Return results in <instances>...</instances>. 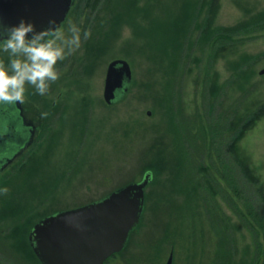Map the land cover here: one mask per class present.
<instances>
[{"label": "rangeland", "instance_id": "374dc122", "mask_svg": "<svg viewBox=\"0 0 264 264\" xmlns=\"http://www.w3.org/2000/svg\"><path fill=\"white\" fill-rule=\"evenodd\" d=\"M74 1L62 27L75 22L92 34L58 62L62 75L47 94L28 85L23 105L38 131L33 146L0 175V188L8 187L0 192L1 263L37 264L21 253L20 239L32 224L95 202L153 170L140 225L108 264H167L172 253L173 264H212L217 226L227 218L236 264H250L253 235L227 203L226 184L219 181L223 189L213 190L215 197L206 186L189 190L177 157L190 133L203 136L211 125L224 126L223 113L236 112L231 150L249 165L264 196V28H245L255 20L264 27V0H189L200 25L237 30L217 50L198 43L185 54L181 38L175 59L170 37L190 30L182 28L180 9L187 0L127 2L114 22L103 21L97 0ZM199 36L195 31L193 39ZM116 59L129 62L133 81L120 102L108 105L106 73ZM193 157L191 168L212 167L210 158Z\"/></svg>", "mask_w": 264, "mask_h": 264}, {"label": "water", "instance_id": "95a60500", "mask_svg": "<svg viewBox=\"0 0 264 264\" xmlns=\"http://www.w3.org/2000/svg\"><path fill=\"white\" fill-rule=\"evenodd\" d=\"M74 0H0L2 24L17 23L21 18L34 20L37 29L48 28L55 19L62 26L66 22ZM264 75V69L260 72ZM133 71L125 59L109 63L105 79L104 100L108 105L120 102L129 92ZM12 110L6 133L7 157L11 158L20 146L16 136L20 123L15 103L0 104ZM151 114V112H149ZM153 174L130 183L107 196L74 209L59 211L40 220L33 227L29 241L42 264H106L128 245L131 235L140 225L145 208L146 188ZM173 253L167 264H173Z\"/></svg>", "mask_w": 264, "mask_h": 264}, {"label": "trees", "instance_id": "16d2710c", "mask_svg": "<svg viewBox=\"0 0 264 264\" xmlns=\"http://www.w3.org/2000/svg\"><path fill=\"white\" fill-rule=\"evenodd\" d=\"M138 1L140 0H97V3L100 5V7L96 2L94 4L104 10L105 17L103 21L111 20L114 22V15H117V13H122L123 8L127 2H132L135 6H137L136 4ZM192 5L193 4L191 3V1L187 0L182 4L180 8L184 13L183 17L185 18V22L183 23L182 28L184 30L185 27H188L186 26L188 24L190 25V30L184 34H179L175 31H172L175 32V34L170 37V40L174 43V47L172 49L174 51V59L176 58L178 52L180 53L178 45L181 38L182 40H185L186 43L183 46L185 49L184 53L186 54L187 52H190V49L192 50L193 48H195L198 43L202 45L204 43H208V45L211 43L213 50L214 48H216L217 50L222 41L231 42L233 40L234 34L236 33L235 31L237 29H234L232 31L230 29L224 30L219 27L212 28V24L209 21L204 25H200V14L197 15L196 10L192 11L191 13L189 11V8ZM177 17L178 15L173 16L172 19H176ZM259 25H261V22L255 20L248 24L245 28L246 30L248 29L247 31L251 33L257 31L258 29L264 28L263 26L260 27ZM199 30L201 36H199L197 40H194L193 36L195 35V31ZM176 67L178 68L180 66L177 65ZM215 97H217L220 104L222 102L221 98L218 95H216ZM222 116L226 118L224 126L222 124H216L214 126L211 125L210 131L208 132L205 127V133H203V136H201L200 132L195 135H192L190 133L191 135L189 134L187 136L189 140H187L186 142H180L178 149L180 151L181 148V152L179 154L180 156L177 157V162L180 163V167L182 170V179L187 183V185L185 183L184 185H186L189 190L198 189L197 186H200L201 188H204L206 186V191L209 192L212 197H215L217 194L216 192L214 193L213 190L223 189L219 181H223L226 184L227 189L225 197L228 199L227 203L234 211V213H236V215L244 222V224L248 227L253 235L254 252L250 264H264V196L261 194V184L254 177L249 165L242 161L235 151L231 150V145H233V143L235 142L237 133L238 120L236 112H225ZM198 139H202L201 143L203 145L204 142L206 143L204 149L206 150L207 155H200L201 152L199 150L203 149V146L202 144L200 145L198 143ZM176 141L178 143V140ZM197 143L199 144V147H196ZM193 156H196V158L200 157V159L202 160L210 158L212 167H204V162H194L198 166V168L196 170L195 168H191L190 162ZM193 158L196 160L195 157ZM150 172L153 174L154 180L155 172L153 170L147 171L144 176ZM199 175L203 176L205 180L202 177L199 178ZM196 176L199 181L195 179ZM202 180H204L205 183L200 184L199 182H202ZM189 186H191V188H189ZM228 223L229 219L227 218V220L217 226V238L215 239L214 244L215 259L213 260L212 264H236L238 249L236 244L231 241V229ZM34 226L35 223L32 224L30 228H28L25 240L24 238L20 239V242L22 244V247L20 246L22 249L21 253L24 258H27L30 261L34 260L37 264H42L34 253L29 241V236ZM135 231L136 229L134 230V232ZM133 233L131 235V238L133 236ZM6 241H9V239H7ZM120 253L112 256L106 262V264H108L110 260L118 256ZM28 256L32 260L28 258ZM16 261L17 260L13 261L14 264H16ZM1 262L2 259H0V264H2Z\"/></svg>", "mask_w": 264, "mask_h": 264}, {"label": "clouds", "instance_id": "9594fccd", "mask_svg": "<svg viewBox=\"0 0 264 264\" xmlns=\"http://www.w3.org/2000/svg\"><path fill=\"white\" fill-rule=\"evenodd\" d=\"M49 25L37 29L34 20L21 18L0 28V104L24 102L28 85L47 94L62 75L58 62L75 53L92 34L75 22L65 28L52 19ZM7 191V186L0 188Z\"/></svg>", "mask_w": 264, "mask_h": 264}, {"label": "flooded vegetation", "instance_id": "af4514ba", "mask_svg": "<svg viewBox=\"0 0 264 264\" xmlns=\"http://www.w3.org/2000/svg\"><path fill=\"white\" fill-rule=\"evenodd\" d=\"M16 104L19 108L17 119L20 123L19 128L21 129L17 130L18 134L16 136H12V138L15 137L13 141L17 140V142L20 143V146L17 147L16 153L11 158L7 157L6 154L9 140L6 129L8 120L9 118L12 119L11 117L13 114L12 110L10 109H7L5 107L0 108V175L33 146L38 131V125L33 120L28 118L23 102H16Z\"/></svg>", "mask_w": 264, "mask_h": 264}]
</instances>
